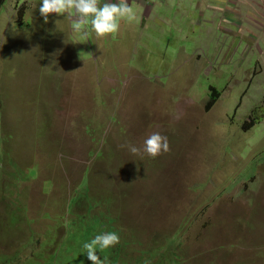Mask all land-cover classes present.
Instances as JSON below:
<instances>
[{
  "label": "rangeland",
  "instance_id": "374dc122",
  "mask_svg": "<svg viewBox=\"0 0 264 264\" xmlns=\"http://www.w3.org/2000/svg\"><path fill=\"white\" fill-rule=\"evenodd\" d=\"M40 2L0 11V264H91L116 226L106 264H264V0H153L107 38Z\"/></svg>",
  "mask_w": 264,
  "mask_h": 264
},
{
  "label": "clouds",
  "instance_id": "9594fccd",
  "mask_svg": "<svg viewBox=\"0 0 264 264\" xmlns=\"http://www.w3.org/2000/svg\"><path fill=\"white\" fill-rule=\"evenodd\" d=\"M38 10L45 24L49 22L51 14L64 16V19H67L66 13L75 14L77 18L71 24L73 32L85 35L86 31H91L100 38L117 34L122 23L132 24L138 20V12L133 5L128 3V0H118V2L105 0L102 3L101 0H41ZM61 22L60 20L54 21L56 26ZM121 147L127 148L133 154H138L141 151L134 144L127 142ZM169 151L170 145L166 135L152 132L144 140L143 152L152 158ZM88 235L89 233H86L84 236ZM129 235H135L139 240L135 232ZM126 237L127 235H121L117 226L115 231H101L82 244V255H85L91 264H106L108 257L101 254L117 246L120 243V238Z\"/></svg>",
  "mask_w": 264,
  "mask_h": 264
},
{
  "label": "crops",
  "instance_id": "0c3cea01",
  "mask_svg": "<svg viewBox=\"0 0 264 264\" xmlns=\"http://www.w3.org/2000/svg\"><path fill=\"white\" fill-rule=\"evenodd\" d=\"M148 1H152V5L148 6L147 5ZM102 2H105V0H101V3ZM107 2H118V0H107ZM128 3L136 7L137 8L136 10L140 12L141 11H144V12L151 11V9L154 7L153 0H128Z\"/></svg>",
  "mask_w": 264,
  "mask_h": 264
},
{
  "label": "trees",
  "instance_id": "16d2710c",
  "mask_svg": "<svg viewBox=\"0 0 264 264\" xmlns=\"http://www.w3.org/2000/svg\"><path fill=\"white\" fill-rule=\"evenodd\" d=\"M5 2H6V0H0V11H1L2 7L4 6ZM19 14H20V11H19ZM218 96H219V93L215 89H212L210 99H209L208 109L210 107H212L214 105V103L218 100ZM78 263L80 264L81 261L80 260H78L77 262L72 261L70 264H78Z\"/></svg>",
  "mask_w": 264,
  "mask_h": 264
}]
</instances>
